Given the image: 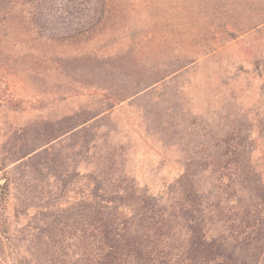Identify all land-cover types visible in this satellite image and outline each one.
Returning a JSON list of instances; mask_svg holds the SVG:
<instances>
[{
  "label": "rangeland",
  "instance_id": "374dc122",
  "mask_svg": "<svg viewBox=\"0 0 264 264\" xmlns=\"http://www.w3.org/2000/svg\"><path fill=\"white\" fill-rule=\"evenodd\" d=\"M32 1L0 2V91L20 101L0 106L1 158L30 138L37 122L102 113L109 101L125 99L100 115L93 131L104 133L105 146L121 145L125 173L160 196L183 173L188 152L212 146L225 117L249 128L264 122V0H108L106 23L70 41H49L31 29ZM175 70L132 96L157 71ZM82 160L74 165L86 173L91 166ZM68 163L56 171L67 183L63 192L59 180V190L46 186L37 161L29 176L23 168L12 172L9 219L35 256L43 237L37 229L55 219L37 207L69 195Z\"/></svg>",
  "mask_w": 264,
  "mask_h": 264
},
{
  "label": "trees",
  "instance_id": "16d2710c",
  "mask_svg": "<svg viewBox=\"0 0 264 264\" xmlns=\"http://www.w3.org/2000/svg\"><path fill=\"white\" fill-rule=\"evenodd\" d=\"M32 2L28 25L49 41H70L108 19V0ZM73 23L80 25L73 29ZM175 72L157 71L132 96L155 89ZM123 100L109 101L104 112ZM19 102L0 91V106L16 108ZM104 112L37 122L30 138L0 157V264H264L263 120L249 128L225 117L212 146L188 152L181 160L183 173L154 196L123 170L122 146H105L104 133L93 131ZM259 145L262 156L256 154ZM81 156L91 166L86 173L74 165ZM36 161L38 171L48 175L46 186L59 180L61 191L67 183L56 171L69 161L73 186L66 197L47 198L37 207L55 214L43 231L37 229L43 236L37 256L19 243L7 211L12 172L23 168L29 176Z\"/></svg>",
  "mask_w": 264,
  "mask_h": 264
}]
</instances>
